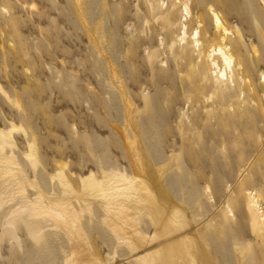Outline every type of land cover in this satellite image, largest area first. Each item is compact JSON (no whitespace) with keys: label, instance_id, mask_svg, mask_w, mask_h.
<instances>
[{"label":"rangeland","instance_id":"374dc122","mask_svg":"<svg viewBox=\"0 0 264 264\" xmlns=\"http://www.w3.org/2000/svg\"><path fill=\"white\" fill-rule=\"evenodd\" d=\"M166 1L0 0V264H173L188 241L171 236L178 227L194 232L204 264L255 263L230 199L239 196L243 220H252L249 194L262 185L253 188L250 171L264 157V119L251 134L255 152L237 142L241 165L221 144L206 163H189L194 153L184 148L186 127L202 142L207 112L264 111V0H189L200 49L187 59L168 48L184 13L172 20ZM211 13L230 35L228 54L241 66L233 78L244 85L226 90L211 78L207 52L222 46ZM165 18L176 28L170 38ZM149 35L152 44L139 41ZM112 50L145 72L126 80ZM194 146L208 155L205 143ZM222 158L234 165L229 177ZM191 252L190 264H200Z\"/></svg>","mask_w":264,"mask_h":264},{"label":"bare ground","instance_id":"6f19581e","mask_svg":"<svg viewBox=\"0 0 264 264\" xmlns=\"http://www.w3.org/2000/svg\"><path fill=\"white\" fill-rule=\"evenodd\" d=\"M76 1L78 2V0H76ZM78 3L81 4L80 1ZM169 3L172 4L171 5L172 10L170 9L171 14H169V17L173 20V17L177 18L179 13L182 12V13H184V16H182L184 19L183 20L181 19L179 21V26L177 29V31L179 32V35H180V37L178 38L179 40L177 41V43H175V41H174L173 44H171L168 48H171V49H169L171 51V54H172L173 50H175L176 52L185 51V53H186L185 59H187L188 57L191 58L189 53L192 54L194 52H198L200 49L199 48L200 47V45H199L200 31H198L197 29L196 30L190 29L192 26L190 25V22L187 20V17L190 16L189 15V6H188L189 0H169ZM163 7H165V6H162L158 10L160 16L165 14V12H168V11H166L168 9L163 10L162 9ZM84 8L86 10L85 6H84ZM87 11H88V9H87ZM211 15H212V18L214 20V28H215L216 32L219 33L220 41L222 43V46H219L217 48H212V46H210L209 47L210 50L207 52L208 67H209L210 71H213V73L217 72V74L215 76H211V78H213V81L217 87H219V88L224 87V88H226V90H229L230 88L234 87L236 85L235 82L240 84V85H244L246 83H245V80L243 78H241V77L233 78V71L235 70V65L238 67V69L241 66L239 64H235L232 56L228 54L229 50H228L227 45H226V37H228V35H229L228 31L222 26L221 21L219 20V18L216 14L211 13ZM95 17H96V14L94 15V18ZM101 17H102V15H101ZM165 19L166 20H164V30L162 29V31H163L164 37L170 38L174 34V32L176 31V28H173L172 26H168V24H167L168 18H165ZM196 24L198 26L201 25L202 19L199 18V20L196 22ZM190 30H191V33H189ZM101 36H102V39L105 38L103 35H101ZM111 38L114 40V42H116L118 40L114 36H111ZM153 38H154L153 35H149L146 38H141V40H139V41H142L143 43H146L147 45H149V44H152L154 42ZM106 43H107V41H106ZM173 45H174V47H173ZM172 48H174V49H172ZM157 51H159V50H157ZM112 54L110 56L115 59V60L113 59L114 62L116 60L122 61V64L124 66L122 65L121 75L123 76V78H126V80H128L129 77H131V78L135 77V76L139 77L142 75V73L145 72V71H139L136 68H134V65L136 64L137 59L133 58V56H130V55L125 56L124 54H122V52H119L118 50L115 52H114V50H112ZM171 62L174 66H179V64L175 63L174 61H171ZM180 68H183V66H181ZM139 69H140V67H139ZM146 69L147 68H145V70ZM142 70H143V68H142ZM260 77H261V81L264 82V76L261 75ZM196 81H197V79H196ZM254 92H255V90H254ZM226 97H228V94L225 92V94L223 95V99ZM241 110H222V109H220V110L215 111V112H207L205 114V117L209 118L210 123L202 125V128H203V133L201 134L202 142L199 141V137L197 134L192 133L190 129H187V127L185 128L187 133H188V136L186 138V142H185L186 147L184 148V150L187 151V154L191 153V151L194 153L193 158L192 157H191L192 159L189 158L190 159L189 163H194V162L206 163L207 162L206 160L208 158L217 159V155L220 156L216 151L217 144H221V145L226 146L228 153H229V156L232 157L233 159H237V163H235V165H238V162L240 159H239V157L237 158L236 155L240 156L239 153H240V150H242L240 147L243 145L242 142H241V144H242L241 146H240V142L238 143L239 144L238 145L237 144L238 141L242 140L243 142H245L244 143L245 146L244 145H243L244 147L242 146L243 150H245V151L249 152V151L254 150V152H255V150L258 149V147H257L258 141L256 140V138L251 136V134H252V132L258 131V128L260 127L258 125V122L262 121L264 119V111H261L259 109L251 110L248 107H245ZM246 111L248 113L254 111L255 116L260 115V119H258L257 121H254V123L251 122L249 119V114L247 115ZM199 112L200 111H198L197 113H193L192 116L198 117ZM229 123H232L233 130H231V128L228 127ZM189 136L192 139H189ZM2 142H4V141L2 140ZM2 142H0V143H2ZM197 142L206 144V146L209 149L208 155H203V154L198 155L195 153L194 150L196 147L194 145L197 144ZM2 145H3V143H2ZM221 160L223 163L221 164L220 172L226 174V176L228 175L227 177L231 176L230 171H231V168L234 167V165L230 164V166H229L228 161L226 162L223 158ZM244 160H245V158H244ZM231 161H232V159H231ZM239 164H240V162H239ZM178 170H181V169L178 167ZM250 173H252V176H251L252 179L251 180H252V183L254 184L253 188H254L256 182H259L262 185L260 189H257V188L255 190L251 189L252 192H251V194H249V196H251V200H250L247 207L249 208L248 211L252 216V220H248V221L243 220V217H244L243 213L245 215V213H247V212L241 208L240 201H239V199L241 200V198L238 199L239 196H236L234 199H230V200L234 201V212L235 211H236V213L239 212V217L236 219V221L234 220V224H235L234 226L243 227L242 230H244L245 233L249 232V237H251V240L254 243V244H252L253 246L251 245L252 249H253L252 252L254 251V254H255L254 255L255 256L254 257L255 258L254 264H264V256H263V254H264V210H263L264 209V157H263V159H260L259 156L257 159L255 157L254 169H253V171L251 170ZM233 174H232V176H233ZM174 176L176 177V175H171L170 178L174 177ZM177 176L179 178L181 177L179 174ZM203 176L204 175H202V177ZM226 207H227L228 213L232 214V208L228 205ZM251 208H253L255 212H253V210ZM171 210L173 211V213H175V218L180 223H184L186 225L187 219L185 220L186 216H185V218L183 217V213H182L183 211L177 210L175 207L174 208L171 207ZM253 217H255V218H253ZM166 218L168 219V216ZM188 227H190L189 224H188ZM186 230H187L186 227H184L182 230H180V227H178V230H177V228L171 229L170 234H171V236H173L174 240H178V238L181 237L184 239H188V241H182L179 243L178 251L175 252L176 261L171 260V259H168V260H170L173 264H190L188 257L192 255V252H191V249H192V251L196 252L197 256L200 258V264H204L205 263L204 260H209V258L205 255V252L201 249L198 241H196V239L194 238V236H193L194 232L190 231V233H191L190 234ZM179 233H180V235H179ZM194 248H196V249H194ZM245 256H246V254L243 251L242 257L246 258ZM236 264H239L238 259H236Z\"/></svg>","mask_w":264,"mask_h":264}]
</instances>
